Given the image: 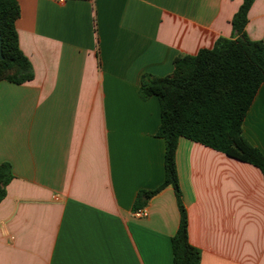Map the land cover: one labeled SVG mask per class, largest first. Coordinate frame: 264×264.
<instances>
[{"label":"crops","instance_id":"obj_1","mask_svg":"<svg viewBox=\"0 0 264 264\" xmlns=\"http://www.w3.org/2000/svg\"><path fill=\"white\" fill-rule=\"evenodd\" d=\"M31 81L0 82V264H172L179 224L164 181L157 97L143 75L233 38L242 0H16ZM245 33L264 45V0ZM264 155V85L242 125ZM175 165L200 264H264V179L254 166L180 138Z\"/></svg>","mask_w":264,"mask_h":264},{"label":"trees","instance_id":"obj_2","mask_svg":"<svg viewBox=\"0 0 264 264\" xmlns=\"http://www.w3.org/2000/svg\"><path fill=\"white\" fill-rule=\"evenodd\" d=\"M255 0H242L231 19L233 38H219L211 49L173 60V71L165 77L143 75L139 96L157 97L160 124L156 136L164 140V181L151 191L137 194L132 210L170 186L179 212L177 231L171 237L172 264H200V252L188 241V221L182 203L175 165L180 138L221 152L229 158L257 168L264 179V155L243 136V121L264 85V45L245 33L247 15ZM20 16L16 0H0L2 59L0 82L20 85L33 78L32 66L19 47L15 24ZM11 169L0 163V201L11 180Z\"/></svg>","mask_w":264,"mask_h":264},{"label":"built area","instance_id":"obj_3","mask_svg":"<svg viewBox=\"0 0 264 264\" xmlns=\"http://www.w3.org/2000/svg\"><path fill=\"white\" fill-rule=\"evenodd\" d=\"M58 1H60V2H64L65 0H58ZM136 213H137L136 215H137L138 217H140L141 215H143V211H142V210H138Z\"/></svg>","mask_w":264,"mask_h":264},{"label":"water","instance_id":"obj_4","mask_svg":"<svg viewBox=\"0 0 264 264\" xmlns=\"http://www.w3.org/2000/svg\"><path fill=\"white\" fill-rule=\"evenodd\" d=\"M2 50H1V37H0V60L2 59Z\"/></svg>","mask_w":264,"mask_h":264}]
</instances>
